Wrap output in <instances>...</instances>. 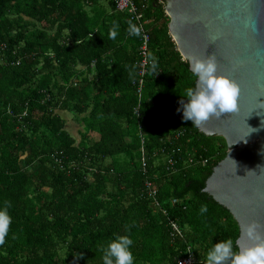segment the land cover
<instances>
[{
    "label": "trees",
    "instance_id": "1",
    "mask_svg": "<svg viewBox=\"0 0 264 264\" xmlns=\"http://www.w3.org/2000/svg\"><path fill=\"white\" fill-rule=\"evenodd\" d=\"M133 1L152 59L140 101V37L129 35L135 22L112 0H0V206L10 202L12 217L0 264H102L101 246L115 234L131 236L135 264H176L187 247L205 264L212 243L232 239L237 247V222L202 191L226 142L177 110L196 78L169 34L164 0ZM62 111L76 116L79 141ZM139 126L159 209L140 196ZM162 146L182 151L175 173L154 166ZM189 156L216 159L190 166L181 161ZM169 219L182 237L171 236Z\"/></svg>",
    "mask_w": 264,
    "mask_h": 264
},
{
    "label": "water",
    "instance_id": "2",
    "mask_svg": "<svg viewBox=\"0 0 264 264\" xmlns=\"http://www.w3.org/2000/svg\"><path fill=\"white\" fill-rule=\"evenodd\" d=\"M164 2L181 57H215L217 72L240 87L237 111L196 126L226 142L227 154L202 191L237 222L239 248L250 243L244 226L251 221L259 222L264 235V0Z\"/></svg>",
    "mask_w": 264,
    "mask_h": 264
},
{
    "label": "clouds",
    "instance_id": "3",
    "mask_svg": "<svg viewBox=\"0 0 264 264\" xmlns=\"http://www.w3.org/2000/svg\"><path fill=\"white\" fill-rule=\"evenodd\" d=\"M129 25V35L141 34L140 27L132 24L131 21ZM117 28L118 25L110 30L111 39L116 38ZM187 63L196 78V86L187 88L182 95L186 100L179 101L177 110L182 113L183 120L190 121L191 125L198 127L211 117L219 118L238 110L240 87L235 81L217 72L215 57L208 56L201 59L192 56ZM152 68L155 70V63ZM256 130L252 129V131ZM9 207H11L10 202H6V206H0V247L5 245L12 223ZM199 212L201 215L208 212L206 203L201 204ZM260 228L261 225L257 221L246 224L244 236L250 243L239 248L234 246L232 239L212 243L206 251L205 264H264V235L261 234ZM133 243L130 235L115 234L101 246L102 264H135Z\"/></svg>",
    "mask_w": 264,
    "mask_h": 264
},
{
    "label": "built area",
    "instance_id": "4",
    "mask_svg": "<svg viewBox=\"0 0 264 264\" xmlns=\"http://www.w3.org/2000/svg\"><path fill=\"white\" fill-rule=\"evenodd\" d=\"M115 6V10L120 13L127 14L130 20L135 22V24L140 27L141 34L140 37V46L138 48V60H137V76L133 83V86L135 88V92L137 95L138 100L140 101V98L142 96V91L145 84V78L148 73V67L151 65L152 59L150 56V50H149V44H150V35L146 29V22L144 20V14L142 11L138 8V6L135 4L133 0H112ZM28 115L27 110H25L21 115L17 116L19 119H22ZM133 115L137 118H140V113L138 110V106L134 109ZM139 139H140V170L142 172V175L144 177L142 190L140 193V196L146 198L147 200L151 201V205L154 209L160 208V203L158 201V190L154 184L155 179L157 178L156 175H153L150 173V157L149 154L146 151V140L145 135L142 130V127L139 126ZM179 134L181 132H178L175 134V138H178ZM180 155H182V151L180 148H174V147H168V146H162L157 150L155 153H153V157H160L162 163L160 165L154 164L155 167L160 166V170L164 172L165 174L168 173H175L178 170V164L180 162ZM216 159V156L202 159L200 161H195L192 157H188V160H181L183 163H187V165H193V164H201L203 166H206L209 161H213ZM170 203L172 205H177L178 201L176 199H171ZM165 214V210L163 211ZM168 227L171 230V236H178L182 237L181 230L179 228V225L169 219L168 220ZM186 255L183 257H180L175 260L176 264H196V258L194 254L191 251L190 247H187Z\"/></svg>",
    "mask_w": 264,
    "mask_h": 264
},
{
    "label": "rangeland",
    "instance_id": "5",
    "mask_svg": "<svg viewBox=\"0 0 264 264\" xmlns=\"http://www.w3.org/2000/svg\"><path fill=\"white\" fill-rule=\"evenodd\" d=\"M60 115L64 118V120H66L65 129L67 130V132L74 136L77 140H80V136L78 133L80 125L76 119V116L73 113L65 111L60 112Z\"/></svg>",
    "mask_w": 264,
    "mask_h": 264
},
{
    "label": "crops",
    "instance_id": "6",
    "mask_svg": "<svg viewBox=\"0 0 264 264\" xmlns=\"http://www.w3.org/2000/svg\"><path fill=\"white\" fill-rule=\"evenodd\" d=\"M60 113V112H59ZM62 117V116H61ZM63 118V117H62ZM64 119V118H63ZM66 121V120H65ZM65 125H66V122H65ZM80 125V124H79ZM81 130L80 126H79V129H78V133L79 131ZM79 141V140H78Z\"/></svg>",
    "mask_w": 264,
    "mask_h": 264
}]
</instances>
